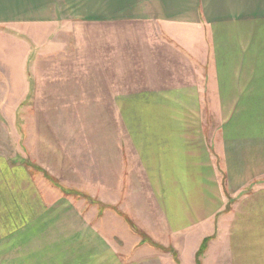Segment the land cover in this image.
<instances>
[{
  "label": "crops",
  "instance_id": "0c3cea01",
  "mask_svg": "<svg viewBox=\"0 0 264 264\" xmlns=\"http://www.w3.org/2000/svg\"><path fill=\"white\" fill-rule=\"evenodd\" d=\"M64 22L75 25L69 30ZM18 31L22 37L15 36ZM0 32L13 38L11 47H2L0 82L11 83L0 89L2 108L17 91L28 97L32 80L60 81L69 90H93L85 95L102 98L111 113L156 115L154 122L129 123L125 117L116 123L118 181L102 184L112 187L108 194L95 186L96 197L127 206L131 189L123 185L124 177L128 181L131 170L139 168L165 211V225L188 226L204 211L212 216L221 205L213 196L224 190L218 182L208 191L201 181L213 183L214 167L205 148V125L195 119L215 112L207 102L212 97L219 99L216 131L225 148L228 192L264 178V0H0ZM57 64L59 73L53 75ZM73 105L89 113L80 101ZM8 139L12 144L11 137L0 139V264H74L84 242L71 234L79 248L68 253L63 208L71 195L46 183L20 156L6 153ZM59 152L66 164L67 146ZM198 152L205 164L198 165ZM254 187L242 206L264 194V185ZM77 199L74 208L83 203ZM250 217L242 214L233 227L235 251L241 250L236 241L248 233ZM41 258L47 263L36 261Z\"/></svg>",
  "mask_w": 264,
  "mask_h": 264
},
{
  "label": "rangeland",
  "instance_id": "374dc122",
  "mask_svg": "<svg viewBox=\"0 0 264 264\" xmlns=\"http://www.w3.org/2000/svg\"><path fill=\"white\" fill-rule=\"evenodd\" d=\"M73 25L75 24L72 22L63 24L69 26V30ZM36 29L44 31L42 28ZM15 36L22 37L23 33L18 31ZM12 41L10 35L0 32V69L4 68L1 57L6 51L2 47H11ZM59 67L61 65L57 64L51 73L58 74ZM32 72L29 73L37 75V71ZM39 77L43 80V76ZM10 84L0 82V89H5ZM67 85V82L44 83L32 80L31 94L28 97L21 98L17 91L10 97V104L3 108L0 106V110H4L3 113L0 112V139L11 137L12 144L9 139L4 142L6 153L20 156L31 168L43 174L44 177H41L46 183L71 195L68 208H63L68 211V253L73 246L79 248V242L73 240L71 234H79V241L84 242L83 249L79 248L76 252L79 260L74 264H264V194L257 200L249 199L244 206L241 205L252 193L254 186L264 185V178L245 186L236 194L228 192L226 159L223 154L225 148L223 145L222 149V138L216 131L221 121V115L215 113L219 99L212 97V100H207L214 113L211 111L199 114L195 119L205 125L201 131L207 137L205 148L209 155V165L214 167L213 183L210 184L207 178H202L201 181L208 191L220 182L219 186L224 191L222 195L219 193V196L213 197L219 198L221 205L212 216L208 214L209 211H204L203 218L197 215L188 226L182 224L183 227L178 228V225H165V219L161 218L165 211L162 213L160 203L156 204L153 198L155 192L149 188L147 174L139 168L131 170L128 181L124 177L123 185L130 186L131 189L127 206L122 207V203L119 205L118 199L117 203H112L104 200V195L103 200L95 195V186L103 190L102 194H108L112 187L106 185H112L114 180L118 181L119 168L118 163L115 168V163L121 158L117 145L120 140L119 126L116 123L122 119L124 122L125 117L129 123L139 120L154 122L157 120L156 115L111 113L101 105L102 98L85 95H92L93 90L74 91L69 90ZM86 86L91 87V84ZM76 94L79 96H75ZM6 100L8 99L5 98ZM78 101L89 113L83 112L84 108L78 109L73 105ZM178 116L181 121L187 122L186 114ZM254 116L256 114H244V117ZM120 132H123V127ZM130 141L132 142L131 139ZM64 145L67 146L66 164L59 152ZM131 152L134 153V149L131 148ZM197 157L200 159L199 152ZM197 163L205 164L203 156ZM95 178H98L100 187L95 185ZM103 183L106 185L102 186ZM119 183L117 189L122 186ZM77 197L83 203L74 208L72 202L77 204ZM246 212L251 213L252 221L248 224L246 236L236 241L241 250L235 251L233 227ZM227 213L230 215L224 216ZM77 215H82L83 220ZM92 218L96 223L93 227L89 225L90 222L92 224ZM145 218L156 220L157 224L149 226ZM93 228L100 234L99 237L95 235ZM204 245L206 249L199 255L198 252ZM42 260L47 263L48 258L36 259L37 262Z\"/></svg>",
  "mask_w": 264,
  "mask_h": 264
},
{
  "label": "trees",
  "instance_id": "16d2710c",
  "mask_svg": "<svg viewBox=\"0 0 264 264\" xmlns=\"http://www.w3.org/2000/svg\"><path fill=\"white\" fill-rule=\"evenodd\" d=\"M205 249H206V245H204L203 248H201V249L199 250L198 254H199V255L202 254V252H204Z\"/></svg>",
  "mask_w": 264,
  "mask_h": 264
}]
</instances>
